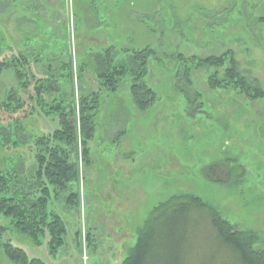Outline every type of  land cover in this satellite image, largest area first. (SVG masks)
Masks as SVG:
<instances>
[{
    "label": "rangeland",
    "instance_id": "1",
    "mask_svg": "<svg viewBox=\"0 0 264 264\" xmlns=\"http://www.w3.org/2000/svg\"><path fill=\"white\" fill-rule=\"evenodd\" d=\"M261 18L264 0H0V25L13 52L36 51L35 57L55 70L60 65L55 59L71 60L76 100L83 87L88 94L99 89L93 73L86 75L84 85L77 83L82 63L90 62L92 68L91 56L112 46L119 52L117 67L131 65L134 50L150 47L156 52L145 82L159 96L148 111H140L131 97L129 75L117 94L104 92L92 162L75 188L77 204L67 203V192L53 205L67 227L58 254L50 255L46 240L36 246L14 230L0 236V245L11 242L46 264H123L160 207L199 198L238 229L254 233L256 248L264 250V99L252 102L232 89L212 92L206 85L211 70L203 69L193 73V81L201 102L207 103L206 113L192 118L186 90L177 84L174 59L177 54L221 56L232 49L242 75L264 90ZM42 70L33 66L36 78L43 77ZM17 85L13 70L0 71V104ZM32 94V89L21 92L28 108L19 117H32L28 134L50 135L58 125L30 105ZM12 117L0 112L4 124L12 123ZM12 146L0 147V167L6 160L16 162L23 151L22 167L33 170L34 152L28 156L26 149ZM210 166L223 183L207 177ZM194 212L197 225L187 263L240 264L219 243L207 213ZM0 222L9 226L3 217ZM0 264H13L1 247Z\"/></svg>",
    "mask_w": 264,
    "mask_h": 264
},
{
    "label": "trees",
    "instance_id": "2",
    "mask_svg": "<svg viewBox=\"0 0 264 264\" xmlns=\"http://www.w3.org/2000/svg\"><path fill=\"white\" fill-rule=\"evenodd\" d=\"M262 21L264 18L260 19ZM8 38L0 25V57L11 54L9 58L0 60V71L13 70L18 81L17 87L11 89L7 99L0 104V112L13 116V122L8 124L0 118V147H22L28 156L33 151L35 168L22 167L23 151L19 154L20 158L15 159L16 162L9 163L8 160L7 164L6 160L5 165L0 167V217L9 221V226L0 222V236L14 230L28 237L36 246H43L46 240L50 255H56L65 246L67 227L53 205L67 192H70L67 203L77 204L79 192L75 188L79 189L82 172L92 162L91 144L95 139L96 119L104 92L117 94L121 83L129 75L133 103L140 111H148L159 98L145 82L150 61L155 58L156 52L150 47L134 50L130 55L131 65L121 67L115 66L119 52L114 46L92 55L93 67L90 68L91 63L84 61L76 80L77 83L81 80L84 85L86 75L93 73L99 89L88 94L89 91L83 87V94L76 100L71 60L65 64L63 60L55 59L60 64L55 70L50 63L47 67L37 55L35 57L36 51H32L31 55L14 53ZM40 55L43 57V54ZM174 59L177 63V84L181 85V90H186L187 110L192 118H202L201 114L206 113L204 108L207 103L201 102L202 94L193 81V73L203 69L211 70L206 85L212 92L232 89L252 102L264 99L261 84L249 81L240 72L236 53L232 49L221 56L198 58L177 54ZM33 66L45 70L42 78H36ZM30 89L33 91L29 97L30 105L58 125L50 135L34 137L28 134L26 126L32 117H19L28 108L21 92L27 93ZM214 168H208L205 172L207 177L223 183L224 180L217 179L220 174H215ZM195 210L207 213L206 218L218 232L219 243L235 253L240 264H264V250L256 248L257 236L238 229L199 198L160 207L123 264H188V248L193 227L197 225ZM0 247L3 255L13 264H46L41 259H31L22 248L11 242H2Z\"/></svg>",
    "mask_w": 264,
    "mask_h": 264
}]
</instances>
